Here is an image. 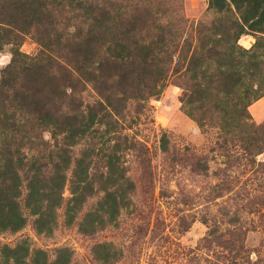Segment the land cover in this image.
Segmentation results:
<instances>
[{
    "label": "rangeland",
    "instance_id": "rangeland-1",
    "mask_svg": "<svg viewBox=\"0 0 264 264\" xmlns=\"http://www.w3.org/2000/svg\"><path fill=\"white\" fill-rule=\"evenodd\" d=\"M95 1L182 16L172 72L144 108L129 102L128 150L105 132L52 138L32 120L0 130V264H264V121L252 114L264 0ZM19 42L39 50L32 34ZM11 50L0 48V76ZM228 71L238 82L227 95L214 77ZM184 85L203 92L197 102Z\"/></svg>",
    "mask_w": 264,
    "mask_h": 264
},
{
    "label": "trees",
    "instance_id": "trees-1",
    "mask_svg": "<svg viewBox=\"0 0 264 264\" xmlns=\"http://www.w3.org/2000/svg\"><path fill=\"white\" fill-rule=\"evenodd\" d=\"M62 1L0 0V48L12 46L0 76V130L16 135L32 120L49 127L52 138L73 134L92 143L105 132L128 150L123 113L131 100L144 108L158 95L157 85L172 72L178 47L172 43L186 22L142 4L115 11L95 0H67L60 10ZM25 34L39 47L32 57L20 52ZM229 72L214 77L227 95L238 82ZM183 87L190 103L203 94ZM87 89L92 97L84 96Z\"/></svg>",
    "mask_w": 264,
    "mask_h": 264
},
{
    "label": "crops",
    "instance_id": "crops-1",
    "mask_svg": "<svg viewBox=\"0 0 264 264\" xmlns=\"http://www.w3.org/2000/svg\"><path fill=\"white\" fill-rule=\"evenodd\" d=\"M264 98L260 99L256 105L252 107L253 118L256 122L264 121Z\"/></svg>",
    "mask_w": 264,
    "mask_h": 264
}]
</instances>
